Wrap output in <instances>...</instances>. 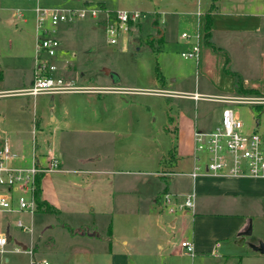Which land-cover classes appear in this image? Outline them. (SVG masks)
Listing matches in <instances>:
<instances>
[{"label": "rangeland", "instance_id": "rangeland-1", "mask_svg": "<svg viewBox=\"0 0 264 264\" xmlns=\"http://www.w3.org/2000/svg\"><path fill=\"white\" fill-rule=\"evenodd\" d=\"M84 1L80 0V5H76L77 0H0L1 142L5 139L9 142L10 136L16 137L20 126L28 125L31 131L33 120L36 119L40 120V127L43 129L42 133L36 135L37 153L47 152L57 146L53 134L49 131L52 128L48 129L45 126L50 116L58 114L61 105L67 109L72 106L77 107L76 105L81 103L80 97L75 93L63 95V99H60V95L53 94L32 97L16 93L27 87L34 64L37 38L40 35L36 31V8L67 10H103L104 8L108 11L123 9L140 12L141 16L137 21L140 36L138 43H134L129 36L125 46L108 45L104 28L95 25V21L90 17L70 23H60L54 33L47 34L60 41L58 55L63 59L69 58L76 64V67L67 61L60 64L65 68L69 66L68 73L65 74L67 80H71V77L79 78V74H82L83 83L96 85L104 83L99 80H113L116 75L119 79L118 85L121 86L153 87L151 91L153 90L154 93L144 95L137 91L125 100L127 111L120 115L122 136L119 149L123 160L120 168L131 171V174L120 175L122 180L132 176L147 177L156 183L153 188L161 190L166 181L152 174L154 171L163 173L170 172V169H174L175 172L190 170V164L172 168L175 157L174 139L177 135L174 127L181 128L179 132L181 135L184 134L183 139L185 137L187 141L189 135L187 124L193 125V122H196L198 126L212 125L222 107L227 106L234 110L247 131L264 133L262 105L255 110L248 105L220 104L203 99L193 102L174 96L167 98L162 96L161 90L156 89L161 87V76L165 81L174 79L177 85L173 87L186 91H191L195 80L200 79L193 59L182 58L180 52L185 50L179 46L181 32L190 37L196 36L198 32L194 23L192 33L184 27L181 12L194 11L197 1L200 0H188L184 3L181 0H87L89 3ZM200 5L203 7L202 2ZM11 20L13 22H10ZM154 20L156 23L154 26L162 30L166 25L171 26H169V36H164L162 44L148 41V36L155 34L152 25ZM156 77L157 84L154 82ZM256 119L257 123H255ZM28 136L29 138L22 142L24 149L21 151L25 156L22 164L25 165L31 164L29 154L35 146L33 133L29 132ZM125 156H129L127 162L124 160ZM15 163L19 164L20 161ZM54 176L58 177L56 173H46L48 179L54 178L51 183L58 189L57 193L59 191L61 193L58 198L59 203H62V209L60 213L36 211L33 215L35 231L31 244L37 258L46 259L48 264H115L116 259H112L110 254L124 252L128 264H134L139 261L135 257L138 252H150V229L143 225V211L139 210L143 206V200L147 198L144 192L138 191L128 196L105 195L97 183L89 189L72 185L71 183L77 181L74 179L75 174L69 175L71 183L68 187V181L63 178L66 177L65 175H59V178ZM170 180L175 179L171 177ZM171 186L173 187L172 182ZM223 187L228 189V180L224 181ZM259 188L261 192H258V195L254 197L248 195L246 198L243 194H236L237 197L214 194L204 197L198 193L197 197L195 195L194 203L195 201L202 203L196 211L199 209L219 211L218 213L228 217L243 218L244 225L228 238H214L213 241L218 242L220 246L214 251L199 256L194 260V264H264V254L259 250L260 246L264 248V187ZM119 196L123 204L126 203L125 199H131L132 202V198L137 199L139 203L142 200V204L137 210L130 212V209L120 206L117 201ZM88 200L93 202L94 209L88 208L86 202ZM147 201L149 202L150 198H147ZM225 202H228V205L222 204ZM130 213L131 215H128ZM18 218L17 214L0 213V230L9 227L13 238L7 246L9 249L28 246L31 241L30 234L15 227L14 222ZM21 218L28 221L31 216L24 214ZM126 220H130L131 226H128ZM131 220L135 227H132ZM227 220L228 223H232L235 219ZM184 224L190 231L192 225L190 219ZM49 225L52 228H49ZM108 226L111 230L109 234ZM97 233L100 234L99 237ZM165 239L179 246L180 237L177 233L174 235L167 232L162 237V240ZM124 241L127 243L123 244ZM7 257L8 264H28L27 255L22 253L13 251L8 253ZM146 260L147 262L142 260V264H150L152 261ZM170 261H174L175 264H190V258L179 254L172 255Z\"/></svg>", "mask_w": 264, "mask_h": 264}, {"label": "crops", "instance_id": "crops-1", "mask_svg": "<svg viewBox=\"0 0 264 264\" xmlns=\"http://www.w3.org/2000/svg\"><path fill=\"white\" fill-rule=\"evenodd\" d=\"M181 1L184 3L188 0ZM200 2H202L203 7H201ZM200 2L197 1L194 11L184 10L181 12L185 25L184 27L192 33L194 23L198 34L196 33L194 37L188 36L187 38H183L181 34L184 32H181V40L179 42V46H182L183 50H188L194 43H198V56L196 60L193 59V62L197 66L200 79L195 80L191 91H186L185 89L173 87L177 85L174 79H167L165 81L163 76H161V87H156V89L161 90V92H163L162 96L167 98L174 96L181 99L192 100L193 102L203 99L214 103L225 104L215 100V98L222 96L260 99V102L255 101L237 105H248L251 106V108L258 106L254 108L255 110L260 108V105L263 107L264 0H200ZM84 3H89V1L85 0ZM76 5H80V0H77ZM206 18L209 19L210 23L207 39L210 44L218 48V50H214L204 41V23ZM10 22H13V20ZM94 24L103 27L102 23L95 21ZM154 24H156L155 20L152 22L153 28H155V34L148 36V41H150V43L155 41L156 44H162V42H164V36H169L170 25H166L162 30L156 25L155 27ZM131 38L134 43H138L140 40L137 24L131 30ZM127 43L126 40L119 44L125 46ZM124 46H122V48ZM157 50L158 49H156V51ZM226 60H228L229 70L240 77L242 88L250 91V93H238L235 91L233 76L223 71ZM66 61L76 67V64L69 58L63 59L61 55H57V65L61 71L65 72L64 74L68 73L69 66L67 65V68H65L60 64ZM33 69L34 64L31 76L28 79L27 87L32 83ZM115 77L116 78L113 80H99L104 83L91 85L89 83H83L82 80L84 77L82 74H79V78L71 77L70 81L76 85L97 90L53 94L55 96L60 95V99H63V95L75 93L80 97L79 100H81V103H79L80 105L75 104L77 107L72 106L67 109L61 105L62 108L60 112L51 115L50 119L45 124L48 129L52 128V131H49L53 134L57 146L51 149V151L60 160V169L52 173L58 175V177L54 176L56 178H59V175H65L66 177L63 178L69 183L67 187L70 186L71 183L69 181L70 174H75L76 176L74 179L78 182L71 183L72 185L76 184L80 187H88L89 189L97 183V186L105 195L125 194L128 196L138 191L144 192L147 198H150V201L148 202L147 198H145L143 200V206H141L139 210L143 211V225L150 229L151 249L150 252H138L135 257L136 260L139 261H136L134 264H142V260L147 262L146 259L152 260L150 264H175L174 261H170L171 256L174 254L188 257L190 258V264H194V260L198 259L199 256L214 251L216 247L220 246L218 242L215 240L213 241L214 238L230 237L231 234L242 229L244 220L243 218L228 217V215L218 213L219 211H205V209L196 211L197 208H200L202 204L201 201L198 203L195 201V209L193 212L185 211L176 212L174 214L163 213L159 207L161 194L168 192L184 195L193 191L196 197L197 193L204 197L207 195L212 196L213 194L215 196L222 195L223 197L229 195L237 197L236 194H243L244 198L248 195L254 197L258 195V192H261L259 187H264V179L212 176H196L195 178H191L188 175L191 169L184 172H175L174 169H170V172L159 173L158 171H154V173H152L160 177V179H165L166 184L162 186L161 190L155 187L153 188V185H156V183L153 182L154 180L147 177L132 176L125 177L122 180L120 175L131 174V171L121 170L120 168L121 162L123 161L119 149V144L121 143L120 137L122 136L120 133L122 132L120 115L122 112L127 111L125 100L128 96L137 93V91L144 95H149L154 93V91H151L153 87H125L118 85L119 79L116 75ZM154 82L157 84V77ZM27 87L25 86L23 89ZM190 94H197L198 98L192 99L188 96ZM262 111L264 113V108ZM77 115L79 116L77 117ZM219 116L220 113H217L212 125L207 126L199 124L198 126L196 122H193V125L190 123L187 124L186 128L189 130V135L186 133L188 137L187 141L185 137L183 139L184 134L181 135L179 132L181 128H179V126L174 127V131L177 135L174 139L173 150L175 157L172 168L189 164L190 167H192V131L194 129H212L217 124ZM33 121L31 131L28 125L20 126L18 135L14 138L10 136V143L5 139L9 143L12 151L19 154L22 153L21 151L24 149L22 142L29 138V132L33 133V131H35L36 135L43 132V129L40 127V120L34 119ZM257 122L256 119L255 123ZM1 143L0 139V144ZM46 153L47 152L39 153L41 162H46ZM125 157L124 160L127 162L129 156ZM169 177H174L175 180L171 181ZM52 179L54 178L49 177L48 179L46 174L40 177L41 198L53 205L58 210L57 213H60L62 203H59L58 196L61 193L60 191L57 193L58 189L51 183ZM226 180H228V189L223 187L224 181L226 182ZM171 182L173 183V187L171 186ZM119 198L120 196L117 201L120 206L128 210L130 209V212L132 210H137L138 206L142 204V200L139 203L135 198H132V202L131 199H125L126 203L123 204V200ZM86 202L88 208L94 209L92 201L88 200ZM227 203L225 202L222 204ZM128 215H131V213ZM229 218H234V222L228 223L227 219ZM188 219H190L192 223L190 231L184 224ZM126 222L128 226H131L130 220H126ZM131 222L132 227H135L132 220ZM49 228H52V226L49 225ZM184 229L185 231H183ZM110 231V226H108V234ZM167 232L174 233V235L177 233L180 237V241L191 242L193 244V253L188 254L184 252L178 245L172 244L169 239H165V241L162 240V237H164V234H167ZM99 236L100 234L97 237ZM126 243L127 242L124 241L123 244ZM110 255L112 259H116L115 264H128L124 252L111 253Z\"/></svg>", "mask_w": 264, "mask_h": 264}, {"label": "built area", "instance_id": "built-area-1", "mask_svg": "<svg viewBox=\"0 0 264 264\" xmlns=\"http://www.w3.org/2000/svg\"><path fill=\"white\" fill-rule=\"evenodd\" d=\"M37 38L33 80L30 86L19 92L27 96L41 94H56L66 92H82L91 88L79 86L67 80L64 71L57 65L60 41L47 34L54 33L60 23H70L78 19L90 17L102 23L108 45H117L128 40L132 28L137 24L141 14L137 10L116 9L108 11L96 9H63L36 8ZM183 38L188 35L182 33ZM185 59H197L198 43H194L188 50L180 52ZM97 90V89H95ZM197 99V94L188 95ZM215 100L225 104H240L260 102V99L217 97ZM36 133L33 131V141ZM192 167L188 172L191 178L196 176H212L225 178H257L264 179V134L247 131L237 113L229 107H222L217 124L210 130L192 131ZM29 154L31 164H16L24 162L25 156L12 151L5 140L0 144V213L17 214L19 218L14 222L15 227L30 234L28 246L9 249L7 246L13 240L9 227L0 230V264H8V253L13 251L27 255L28 264H48L43 258H37L32 246L35 231L32 221L37 211L35 190L37 179L42 175L60 169L59 158L49 149L46 162H41L37 153V144ZM159 207L168 214L176 212H193L195 208V194L190 191L184 195L168 192L161 194ZM31 216L25 221L21 217ZM216 246V244H215ZM179 248L188 254L193 253V244L180 241Z\"/></svg>", "mask_w": 264, "mask_h": 264}, {"label": "trees", "instance_id": "trees-1", "mask_svg": "<svg viewBox=\"0 0 264 264\" xmlns=\"http://www.w3.org/2000/svg\"><path fill=\"white\" fill-rule=\"evenodd\" d=\"M209 19L206 18V21L204 23V41L208 45H210L214 50H218V48L212 46L210 42L208 41V35H209ZM150 42V41H149ZM223 71L226 74H230L233 76L234 79V89L238 93H250V91H247L242 88L241 83H240V77L235 74L234 72H231L228 68V60H226ZM258 106H254V108H257ZM35 199H36V204H37V211H42V212H48V213H56L58 210L51 204H49L47 201L43 200L41 198V187H40V177L37 179V184H36V190H35Z\"/></svg>", "mask_w": 264, "mask_h": 264}, {"label": "water", "instance_id": "water-1", "mask_svg": "<svg viewBox=\"0 0 264 264\" xmlns=\"http://www.w3.org/2000/svg\"><path fill=\"white\" fill-rule=\"evenodd\" d=\"M261 248L259 249L260 252H262L264 254V248L262 246H260Z\"/></svg>", "mask_w": 264, "mask_h": 264}]
</instances>
